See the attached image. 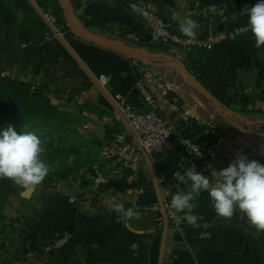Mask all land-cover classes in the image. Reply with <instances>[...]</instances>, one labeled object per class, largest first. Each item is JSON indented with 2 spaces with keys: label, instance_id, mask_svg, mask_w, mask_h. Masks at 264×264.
Listing matches in <instances>:
<instances>
[{
  "label": "crops",
  "instance_id": "0c3cea01",
  "mask_svg": "<svg viewBox=\"0 0 264 264\" xmlns=\"http://www.w3.org/2000/svg\"><path fill=\"white\" fill-rule=\"evenodd\" d=\"M51 1L0 0V67L17 79L47 82L52 102L79 118L84 137L100 143L90 188L79 180L67 190L55 184L34 187L33 192H53L54 201L64 203L58 227L63 236L54 241L63 240L54 251L59 264H264V222L248 215L252 199H264V34L234 37L210 50H174L187 66H203L214 79L231 84L229 105L214 104L171 63L134 60L66 31L64 41L46 40L43 12L52 9ZM68 1L88 32L148 48L166 44L151 39L132 3L147 5L172 27L196 36L217 26L208 6H222L236 20L235 13L256 0ZM143 82L160 98L172 129L160 153L139 148L119 108L123 102L136 111L148 109ZM185 133L216 148V158L197 167L185 163L179 144ZM117 134L125 135L138 160L128 181L142 180L141 187L100 193V183L124 175L101 151L103 139ZM163 201L177 206L180 228L164 215ZM53 211L47 216H56ZM205 224L208 238L201 236Z\"/></svg>",
  "mask_w": 264,
  "mask_h": 264
},
{
  "label": "trees",
  "instance_id": "16d2710c",
  "mask_svg": "<svg viewBox=\"0 0 264 264\" xmlns=\"http://www.w3.org/2000/svg\"><path fill=\"white\" fill-rule=\"evenodd\" d=\"M262 1L264 3V0ZM51 3V11L56 16L60 29L71 34L62 5L58 0H52ZM250 20V18L244 19L238 25H246L250 23ZM44 24L47 32L46 21ZM172 31L182 35H192L175 27L172 28ZM254 34V32H249L245 37ZM166 45L172 46V44ZM187 49L195 50L196 48ZM188 68L221 104L229 105L230 83L214 79L210 71L203 66L193 64L188 65ZM3 72H6V75H3ZM49 94L50 87L47 82L17 79L0 67V140L7 144L9 140H18L23 137H34L36 139L49 137L45 151L40 154L38 159L34 160V157H29L33 159L30 163L28 159H21L17 156L14 158L16 161L13 163L5 162L0 158V236L4 232L2 222L5 219V206L10 197H19L23 188L20 182L14 178L15 171L12 165L17 167L27 166L33 180L45 189L50 188L57 178H67L66 172H74L75 170L79 174L77 180L80 181L82 188H90L97 178L93 156L97 153L95 148L100 146L99 141L84 137L78 127L79 118L55 105ZM260 99L264 101V95H261ZM184 136L191 137L186 133ZM121 172L124 174L122 177L100 183L98 185L99 192L103 193L111 188L124 192L141 187L142 180L138 182L128 181L131 170L123 169ZM42 179L47 180V182L42 183ZM25 200L33 204L32 199L25 198ZM24 229L23 233L25 234L34 232V228L29 224ZM62 236V232L56 231L54 241L61 239ZM3 246L2 243L1 248ZM51 252L52 250L45 252V249L38 246L37 250L30 254L35 255L37 258H44L47 256L52 257L54 253Z\"/></svg>",
  "mask_w": 264,
  "mask_h": 264
},
{
  "label": "built area",
  "instance_id": "2783aa9c",
  "mask_svg": "<svg viewBox=\"0 0 264 264\" xmlns=\"http://www.w3.org/2000/svg\"><path fill=\"white\" fill-rule=\"evenodd\" d=\"M131 8L146 20L153 41L172 44L182 48L210 50L217 44L234 37L246 36L249 32H254L258 35L264 34V3L262 0L255 1L249 7H241L235 13L236 20H232L229 10L226 8L216 4L208 6L211 21L215 22L217 26L209 30L206 35L196 36L173 32V27L145 4L132 3ZM245 16L250 17V23L238 25ZM43 17L48 27L45 39L51 40L53 37L64 39L66 34L57 24V19L53 12L51 10L45 11L43 12ZM219 25H223L224 28H220ZM2 74L6 75V72ZM100 79H105V75H101ZM156 86L163 88L165 85L160 81H156ZM140 90L148 105L146 111H136L131 105L123 102L119 103V108L133 136L136 138L139 148L147 154L163 152L172 136L169 119L161 112L160 98L155 91L149 89L146 82L141 83ZM102 144V154L112 159V163L117 171L136 169L138 160L136 155L132 153L133 150L126 143L125 135H114L111 139H104ZM179 144L181 146V159L192 167H197L205 161H211L217 156L216 148L201 146L192 137L182 135L179 138ZM138 192L141 194L143 191L139 190ZM161 210L174 228H180L182 218L177 206L173 202L163 201L161 203ZM248 215L264 222V199L254 197ZM128 216L129 213H126L124 219H127ZM209 232L210 225L205 224L201 231V236L208 238ZM62 244L63 240H60L53 248H59ZM50 250L52 248L47 247L45 252Z\"/></svg>",
  "mask_w": 264,
  "mask_h": 264
},
{
  "label": "rangeland",
  "instance_id": "374dc122",
  "mask_svg": "<svg viewBox=\"0 0 264 264\" xmlns=\"http://www.w3.org/2000/svg\"><path fill=\"white\" fill-rule=\"evenodd\" d=\"M148 48L152 51L165 52L172 56L178 57L174 50H177L180 47L176 45H174V47L165 45L162 47L155 46ZM149 61L168 64L162 59H149ZM49 96L51 98L54 97L51 94H49ZM80 127H82V125H80ZM105 139L111 138L107 137ZM48 140L49 137H40L39 139L34 137H23L18 140H9L7 144L0 140V158L5 162L13 163L16 161L14 158L17 156L21 159H28V162L30 163L33 160L31 158L34 157V160L38 159L40 154L45 151V146ZM103 142L104 139L102 143ZM102 146L103 144L101 145V150ZM12 168L15 171L14 178L16 181L20 182L23 188L21 195L19 197H10L5 206V219L2 222V228L4 232L2 236H0V264H59V261L55 259L54 254L52 257L47 256L44 258H37L33 254L29 255L31 252L26 253L23 248H25L26 239L31 233L25 234L23 231L25 230L24 227L27 226V224L32 226L34 228V232H37L39 235L38 246H40L41 249L51 247L52 252L54 253V251L57 250V248H53L54 234L56 231H59L58 227L61 226L60 222L62 221V216L61 211L59 210L63 209L64 203L59 202V200L54 201L55 198L51 196L53 195V192H49V194H45V196L37 194L35 190L32 192L30 198H26L24 195L29 187L34 188L37 186L39 187V190L40 188H45L33 180V177H31L29 171L27 170V166L22 165L17 167L12 165ZM68 173L66 172L67 178H57L53 184L57 185V187L63 188V190H67L69 186H72L73 182L78 181L77 178L79 177V174H77L76 170L74 172L72 171ZM41 181L42 183L47 182L45 179H42ZM69 190L74 193V190ZM74 195L77 196L78 194L74 193ZM25 198L29 200L32 199L33 204L32 202L25 200ZM74 199L75 202H77L78 199L81 200L79 197L78 199L73 198V200ZM47 210H50V212L53 210L56 211V216H47ZM2 243L4 246L1 248Z\"/></svg>",
  "mask_w": 264,
  "mask_h": 264
},
{
  "label": "water",
  "instance_id": "95a60500",
  "mask_svg": "<svg viewBox=\"0 0 264 264\" xmlns=\"http://www.w3.org/2000/svg\"><path fill=\"white\" fill-rule=\"evenodd\" d=\"M64 9V16L67 25L72 34L78 38L88 41L96 46L106 48L121 54H124L134 60H149V59H162L168 63L175 65L181 72L183 78L197 89L203 96L214 104H219L217 98L205 85L198 79V77L188 68L185 62L179 57L172 56L165 52L152 51L147 47H134L122 40L113 38H103L88 32L76 19L71 3L68 0H58ZM63 40V39H62ZM64 41V40H63ZM264 135V134H263ZM172 137V136H171ZM171 139V138H170ZM34 188L29 187L25 192V197L30 198ZM39 235L37 232H32L26 239L25 251L35 252L38 248Z\"/></svg>",
  "mask_w": 264,
  "mask_h": 264
}]
</instances>
